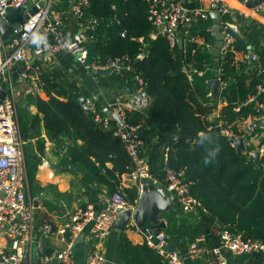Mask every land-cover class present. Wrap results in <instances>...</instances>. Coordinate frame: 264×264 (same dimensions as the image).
<instances>
[{
  "label": "trees",
  "instance_id": "1",
  "mask_svg": "<svg viewBox=\"0 0 264 264\" xmlns=\"http://www.w3.org/2000/svg\"><path fill=\"white\" fill-rule=\"evenodd\" d=\"M62 1V6L59 2L55 4L61 13L71 3V0ZM86 12L98 19L94 29L89 30L94 35L88 42L91 57L128 55L133 58V69L124 77L107 72L106 76L100 75V86L116 91L118 85L129 81L135 87L136 74L146 82L151 107L141 135L145 146L153 147L148 156L150 172L163 182L167 167L185 171L191 192L200 201L195 225L185 228L191 233V241L203 234L208 245L214 246L219 243L215 229L229 228L246 238L264 242V167L256 164L252 155L238 151L231 137L223 132L228 128L234 137H240L244 133L238 126L240 119L263 115L256 101L246 102L256 94V85L264 82V75L252 70L241 73L246 64H238L230 55H220L216 60L211 50L214 43L209 30L213 24L211 18L198 21L191 30L204 43L190 38L171 47L166 36L152 37L156 28L148 20V5L144 0H90ZM261 39L264 40V30L252 24L250 31L238 41L237 48L245 50L251 43L259 47ZM258 52L264 63L263 49ZM216 77L225 85L214 95L209 80ZM53 90L68 96L66 101L52 99L55 110L89 131L88 135L83 134L86 144L72 153L73 161H79L89 170L87 179L107 185L110 194L121 191L118 174L129 172L132 163L120 138L112 129L104 130L95 124L94 115L79 103L78 92L67 93L63 84L53 85ZM38 104L47 116L50 111L45 112L42 101ZM218 108L220 115L215 119L213 113ZM143 115L139 110L128 111L132 122L139 121ZM51 116H56V112ZM46 124L59 131L56 124L51 125L49 121ZM167 133L177 138L168 142L166 150L162 144L167 142ZM105 147L107 154H122L125 159L127 167L119 168L120 173L117 174V164L113 169L106 167L110 157L103 156ZM121 192L133 203L139 195L136 188H124ZM159 231L167 235L165 230ZM119 247L124 264H167L146 241L136 244L126 233H121Z\"/></svg>",
  "mask_w": 264,
  "mask_h": 264
},
{
  "label": "built area",
  "instance_id": "2",
  "mask_svg": "<svg viewBox=\"0 0 264 264\" xmlns=\"http://www.w3.org/2000/svg\"><path fill=\"white\" fill-rule=\"evenodd\" d=\"M44 6L39 7L22 27L6 42L0 34V91L5 86L6 95L0 101V233L7 229L11 235L10 250L0 248V264H22L28 248L33 241L34 205L26 198L25 187L27 180L24 139L18 116V103L21 97L32 91L26 87V82L39 75L43 64L39 59L44 54L57 55L61 52L71 53L87 69L117 73L121 77L133 69V58L122 56H90L88 42L94 38L89 30L94 29L98 19L88 16L86 6L90 0H71L70 11L81 23V28L73 38L67 36L63 14L54 7L56 0H45ZM148 5V20L159 28V34L169 40L171 47L191 34V25L198 18L208 20L211 11L222 14L223 45L221 55L227 57L233 51L240 33L238 23L227 16L230 6L224 0H208L209 6L201 5L190 8L179 0H144ZM249 9L264 15V0H241ZM40 0H0V15L7 7L22 8L28 4L39 6ZM212 30V27L209 28ZM124 35L125 32H122ZM264 51V45H263ZM142 57V54L139 55ZM249 69L258 75H264V63L261 62L258 51L252 53ZM19 70L18 79L14 73ZM191 77V76H190ZM134 100L129 102L115 101L112 110L117 112L122 123L115 121L111 115L95 113V121L105 129H112L119 137L129 156L132 168L130 177L138 183L142 191V179L150 178L157 186L174 193L181 210L185 213L195 211L200 201L191 192V185L186 180L184 170L167 167L165 180L161 182L150 172L148 156L145 153V141L142 131L147 125L148 110L151 98L146 90V82L140 74L134 76ZM225 82L221 81L224 87ZM264 95V82L256 85V94L246 102ZM142 111L143 117L132 122L128 111ZM254 118L248 116L243 120L245 125H251ZM223 132L231 138L233 132L224 128ZM261 164L264 167V148ZM136 203L130 201L121 191L108 194L105 204L96 210L92 204L71 214L57 229L52 223L43 224L44 233H54L65 241L63 249L46 253L43 260L50 264H75L74 247L77 239L90 224L92 246L86 256V264H105L106 256L103 250L105 241L114 228L119 213L132 210ZM219 243L212 248L207 247L204 235L198 236L189 246V255L196 257L201 252H212L217 264H228L226 252L234 254L252 253L258 251L264 254V242L260 239L246 238L242 233H235L229 228L217 230ZM146 242L161 256L167 264H185L178 251L170 248L168 236L163 231L155 234L148 232Z\"/></svg>",
  "mask_w": 264,
  "mask_h": 264
},
{
  "label": "crops",
  "instance_id": "3",
  "mask_svg": "<svg viewBox=\"0 0 264 264\" xmlns=\"http://www.w3.org/2000/svg\"><path fill=\"white\" fill-rule=\"evenodd\" d=\"M179 1L190 8H197L201 5L205 7L209 6L208 0ZM224 1L231 9L229 17L238 23L240 29L236 46L227 56L230 55L238 64L245 63L247 67L241 73H249L252 53L263 48L264 40L261 39L259 47L256 43L248 44L245 50L237 48L238 41L240 38L245 37L246 32L250 31L252 24L264 30V15L250 10V6L242 3L241 0ZM57 2L61 3V6L64 3L62 0H56L54 7ZM26 6H31V4ZM62 14L67 36L73 38L81 28V23L71 13L70 5L63 8ZM200 20L203 19L198 18L194 21L191 25V30ZM155 28L156 31L152 33L153 38L159 35V28ZM90 34L92 33L90 32ZM196 35L198 34L194 36L191 32L179 44L185 43L190 38H194L193 40L199 44L204 43V39L200 35ZM38 60L42 62L44 68L39 75L26 82V87H30L32 91L21 97L18 103V116L24 139V153L27 167L25 194L27 200L32 202L35 207L33 241L26 255H30V264H50L44 262L43 256H40L39 249L42 238L46 236L49 240L47 253L65 248L66 243L57 232L44 233L43 224L50 222L53 224L54 229L57 230L71 214L79 209L86 208L88 204H92L97 211L100 210L105 204V198L110 194L107 185L87 179L86 175L89 173V170L79 161H73L72 153L76 148L83 147L86 144L83 134L88 135L89 131L84 125H79L77 121H70V118L63 117L61 113L55 110L52 99L66 101L68 100V96L54 91L53 85L63 84L66 92L69 94L75 91L78 92L80 94L78 101L80 97H84L89 110H86L80 101L79 103L88 113L91 112L92 115L97 112L108 114L105 108L112 109L114 99L119 102L133 101L135 87L129 81H124L123 84L118 85L116 91L101 87L99 83L100 75L106 76L109 72L99 74L97 71L89 70L71 53L44 54ZM194 71L197 72L195 69ZM198 73L203 74L202 71H198ZM211 93H213L212 86ZM39 100L44 103L45 112L47 109L50 111L49 113L46 112L47 116L40 108L38 104ZM250 102H255L256 107L263 111V115L259 117L249 115L254 118V121L248 126L240 119L238 126L244 133L238 138L244 139L245 144L241 150L243 153L253 156L255 152H259L260 159H263V153L260 150L264 148V144L262 143L264 139V125L256 127L255 124L259 120L264 119V95L259 94L255 100ZM53 112H56V116H51ZM213 115L215 119L219 117V108L214 111ZM93 120L99 128L106 130L94 118ZM46 121H49L51 125L56 124L59 131L50 128L46 124ZM163 144L162 148H166L167 150V146L163 147ZM107 150V147L104 148V151L102 148L103 156H106ZM152 152L153 147L147 144L145 146L146 155L150 157ZM107 155L110 158L105 162L106 167L113 169L115 164H117V174L120 173L119 168L123 166L127 167L122 154L109 152ZM164 155L167 158V152H164ZM93 160L96 161L94 156ZM96 164L99 165L100 163L96 161ZM118 176L119 190L122 191L124 188L137 189L139 194L135 200V203H137L142 192L138 183L130 177L128 171H124L118 174ZM166 193L168 197L174 194L168 190H166ZM199 211L197 208L191 213H185L181 210L178 201H176L173 204L172 211H166L161 214V218L165 220L166 226L158 227L157 231L159 229L165 230L169 243H171L172 239H175L171 247L178 251L185 264H217L215 255L212 252H201L196 257L189 255V246L192 242L191 233L185 231V228H191L192 225H195ZM149 227V224H147V229L144 230L134 223L122 231L114 227L103 247L106 256L105 264H124L119 247L121 233H126L131 241L140 244L146 241V235L150 232ZM215 232L218 234L216 229ZM204 244L209 248L215 246H209L205 236L202 245ZM10 246L11 235L7 229H4L0 233V248L8 251L10 250ZM91 246L90 224H87L75 243V264H86V256ZM226 256L228 264H246V259L248 258V264H264V254L262 253L257 255H252V253L234 254L228 251L226 252Z\"/></svg>",
  "mask_w": 264,
  "mask_h": 264
},
{
  "label": "water",
  "instance_id": "4",
  "mask_svg": "<svg viewBox=\"0 0 264 264\" xmlns=\"http://www.w3.org/2000/svg\"><path fill=\"white\" fill-rule=\"evenodd\" d=\"M46 3L45 0H41L39 2V6L31 5L24 6L22 8L15 7H7V9L0 15V34L3 39L8 42L11 37L22 27V25L38 11L39 7L44 6ZM251 4V3H250ZM249 4V6H251ZM210 16L213 19L212 25V35L214 37V43L212 47V52L216 60H219L221 55V47L223 45V33H222V14L218 11H211ZM179 43H182L183 39L179 38ZM99 74L107 73L106 71L98 70ZM19 70L14 73V80L18 79ZM210 85L212 86L213 93L217 95L221 88V80L220 78H212L209 80ZM6 95L5 86L0 91V101ZM79 101L82 103L83 107L86 110H89L84 97H80ZM116 101L114 99L113 103ZM105 111L111 115V117L122 123L120 116L117 112L113 111L110 108H105ZM264 125V119L259 120L255 126L259 127ZM218 129H220L218 127ZM182 138L188 139L187 136L182 135ZM177 136L167 133V140L171 142L175 140ZM230 141L233 142L238 151H241L244 147V139L243 138H230ZM163 144V147L167 146V143ZM254 162L256 164L261 163L260 153L255 152L253 154ZM142 192L140 197L136 203V206L132 210H127L119 213L117 219L115 220L114 227L120 231L124 230L126 227L130 226V224L134 223L135 225L142 227V229H147V224H149L150 232L155 234L157 232L158 227H165V220L161 218V214L166 211L173 210V204L177 201V197L175 194H171L170 197L167 196L166 190L163 187L155 185L150 178L142 179ZM175 239L171 240L169 245L170 248L174 244ZM49 249V240L46 236L42 238L41 246H40V256H44ZM260 254L258 251L252 252V255ZM249 258L246 259V264H248ZM22 264H30V255L27 254L22 261Z\"/></svg>",
  "mask_w": 264,
  "mask_h": 264
}]
</instances>
